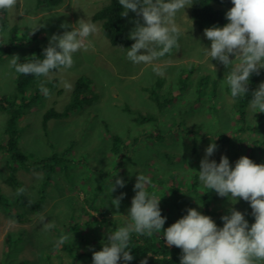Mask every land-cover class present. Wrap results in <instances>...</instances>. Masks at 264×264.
I'll return each instance as SVG.
<instances>
[{
  "label": "rangeland",
  "instance_id": "obj_1",
  "mask_svg": "<svg viewBox=\"0 0 264 264\" xmlns=\"http://www.w3.org/2000/svg\"><path fill=\"white\" fill-rule=\"evenodd\" d=\"M112 1L63 0L55 8L38 9L36 0H18L7 11V44L0 45V52L12 40L11 29L17 26L20 32L13 48L0 59V99L17 92V73L9 66L14 54L19 58L32 54L49 44L53 34L72 30L61 28L63 23L76 25L82 19L95 23L97 32L89 37L94 47L76 53L71 69L56 70L51 78L36 77L24 95L29 101L38 94V99L18 123L19 149L33 162L58 155L63 163L50 173L22 168L12 172L9 158L0 151V264H92L93 252L102 250L108 235L130 222L138 175L149 178L147 191L160 199L159 207L167 217L162 232L189 208L210 216L221 228V217L233 208L245 215L249 226L255 222L249 202L237 198L233 203L214 190H201L198 172L211 143L217 150L209 160L217 164L222 155L232 168L241 156L264 164V113L252 115L248 106L244 118L238 112L228 86H221L230 69L206 55L211 41L195 24L193 5L176 17L183 32L179 48L154 62L163 68L161 76L153 65H136L127 59L134 40L128 46L113 45L103 33V22L94 21V15ZM233 6L217 8L226 13ZM137 19L143 24L142 17L130 10L123 16L128 37ZM25 29L30 32L24 33ZM37 29L43 33L33 38ZM260 71L257 86L264 82V69ZM81 78L89 81L96 101L44 124L48 111L63 113L73 103ZM61 81L71 87L65 88ZM41 84L50 90L49 98L41 93ZM139 113L155 120L135 122ZM7 120L0 109V143L8 139ZM111 135L120 136L127 145L134 140L138 144L121 160L112 152ZM117 178L124 180L125 187L110 194L108 189ZM21 187L25 192L17 195ZM121 193L126 195L117 209L112 199ZM44 223L55 227L45 230ZM68 233H73V241L57 245L58 238ZM118 264L125 262L121 259Z\"/></svg>",
  "mask_w": 264,
  "mask_h": 264
},
{
  "label": "clouds",
  "instance_id": "obj_2",
  "mask_svg": "<svg viewBox=\"0 0 264 264\" xmlns=\"http://www.w3.org/2000/svg\"><path fill=\"white\" fill-rule=\"evenodd\" d=\"M17 3L18 0H0V11H11ZM231 3L234 6L225 14L228 23L223 27L206 28L204 36L211 41L206 55L230 69L221 86L227 85L235 100L247 96L250 77L259 75L264 69V0H231ZM119 4L124 9L122 16L127 17L130 10L143 20V24L139 19L133 21L135 27L129 39L135 43L127 49V59L136 65H153V71L163 76V68L154 62L179 48L178 41L183 32L176 17L193 5L192 0H119ZM76 25L61 24V28L71 27L72 30L64 31L62 35L53 34L42 60L19 63V56L14 54L9 66L18 74L37 78H51L56 70L71 69L76 53L94 47L89 37L97 32L95 23L81 19ZM3 44H7V33L0 30V45ZM211 66L216 73V67ZM61 83L65 88L71 87L66 81ZM40 91L46 98L51 95L43 84ZM248 107L252 115L264 113V82L252 93ZM216 150L215 143L209 144L200 162L201 190H214L218 196L228 197L233 203L237 198L249 202L255 222L249 226L245 215L233 208L230 214L221 217L224 222L221 228L210 216L189 208L186 215L164 230V239L169 247L182 250L180 264H264V164L241 156L232 168L224 155L217 164L215 160H209ZM148 184L149 178L138 175L128 213L130 222L108 235V243L102 250L93 252L92 264H118L121 259L127 264L134 259L127 250L132 234L152 237L161 232L167 217L161 214L160 199L147 191ZM124 187V180L117 178L108 191L111 194ZM24 192L21 187L16 194ZM125 195L121 193L112 199L117 209ZM53 227L52 223H44L45 230ZM69 241H73V233L61 235L57 245ZM141 264H147V259Z\"/></svg>",
  "mask_w": 264,
  "mask_h": 264
},
{
  "label": "trees",
  "instance_id": "obj_3",
  "mask_svg": "<svg viewBox=\"0 0 264 264\" xmlns=\"http://www.w3.org/2000/svg\"><path fill=\"white\" fill-rule=\"evenodd\" d=\"M63 0H36L38 9H51L59 6ZM193 11L192 16L195 24L200 30H205L206 28L217 26L222 27L228 21L225 18V12L218 9L217 6H222L231 3V0H192ZM123 7L118 1H112L108 6H105L99 12L94 15V21L103 22V33L108 38V40L113 45L128 46L130 44V39L126 34V31L122 25ZM9 27V19L7 11H0V30L7 31ZM19 28L14 26L11 29L12 40L10 44L6 47L3 52H0V59L3 54H8L13 48V42L16 39ZM29 29H25L24 33H29ZM41 30H37L33 36L36 38L37 35L42 34ZM49 44H44L37 47L32 51V54L27 56H22L19 59V63L32 62L35 59H43L44 49ZM260 74L262 72L260 71ZM34 75H23L18 74L16 76V88L17 92L11 97H3L0 99V109L8 115L6 134L8 139L4 143H0V151L5 152L8 159V165L12 172L22 168L25 170H46L47 172H52L56 165L62 164L64 159L60 158L58 155H53L48 160L41 161H30V158L23 153L18 147V123L20 119L25 114V109L29 108L32 104L37 102L38 94H34L33 97L28 101L24 98L26 90L30 87L34 80ZM251 81L248 85L249 91L246 97L236 98V108L241 114L242 118L246 115V108L252 98V93L257 90V83L260 80V76L253 74L250 77ZM56 83V81H55ZM91 85L89 81L85 79H79L74 88V100L73 103L63 112H57L55 109H51L44 115V124H46L50 119H59L66 115L70 111L74 110H85L90 105H92L97 96L95 93L91 92ZM230 94V89L227 88ZM159 101V100H158ZM161 105V104H160ZM131 112V111H129ZM135 122L144 121H154L155 117L153 115L137 114L134 118ZM112 136V135H111ZM113 149L112 152L116 156H120V159H124L126 155L131 153L132 147H136L138 144L137 140H134L131 144H126L124 140L117 135L112 136ZM69 151L66 150L64 155L67 156ZM63 157V156H62ZM100 189V187H99ZM1 199V197H0ZM3 200V199H1ZM24 203L28 200L23 199ZM29 204V201H28ZM207 202L204 200V207L207 210ZM209 214L210 211H207ZM162 216L163 213L161 211ZM163 230L159 234H155L152 237L146 235L140 236L135 235L133 237V242L130 244L129 252L134 257L132 261L128 264H141L142 260L147 259V264H180V258L182 256V250L175 246L169 247L166 240L164 239Z\"/></svg>",
  "mask_w": 264,
  "mask_h": 264
},
{
  "label": "bare ground",
  "instance_id": "obj_4",
  "mask_svg": "<svg viewBox=\"0 0 264 264\" xmlns=\"http://www.w3.org/2000/svg\"><path fill=\"white\" fill-rule=\"evenodd\" d=\"M25 37V36H24ZM158 139V138H157Z\"/></svg>",
  "mask_w": 264,
  "mask_h": 264
}]
</instances>
